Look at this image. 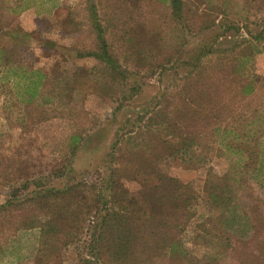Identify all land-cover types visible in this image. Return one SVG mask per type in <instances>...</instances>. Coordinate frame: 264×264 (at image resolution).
<instances>
[{
  "label": "rangeland",
  "instance_id": "1",
  "mask_svg": "<svg viewBox=\"0 0 264 264\" xmlns=\"http://www.w3.org/2000/svg\"><path fill=\"white\" fill-rule=\"evenodd\" d=\"M263 64L264 0H0V264H76L100 211L141 231L175 197L194 199L175 222L191 260L120 264H264ZM232 143L260 149L261 174L231 182ZM131 151L132 174H112ZM157 169L178 186L153 190ZM73 186L79 242L42 252L35 200Z\"/></svg>",
  "mask_w": 264,
  "mask_h": 264
},
{
  "label": "trees",
  "instance_id": "2",
  "mask_svg": "<svg viewBox=\"0 0 264 264\" xmlns=\"http://www.w3.org/2000/svg\"><path fill=\"white\" fill-rule=\"evenodd\" d=\"M97 28L99 32V50L101 51V54L95 53V56L101 57L107 62V65L112 66L114 64V60L109 53L106 41L102 37L103 30L101 27ZM234 139H236L235 142L237 139L242 140L239 137H235ZM251 139L253 140V138ZM241 142L242 141H240V144ZM115 145H118V142L115 143ZM231 152L237 156V161L243 162L244 166L246 167V169L242 166L236 170H231V182H237L238 178L244 174H247V172L256 171V173L261 174L262 169L260 168V149L258 151L250 150L249 152L248 148L245 149L240 145L232 143ZM136 154L137 153L131 151L129 153L128 159L123 157L121 165L118 164V166H115L112 174L118 175L119 178L129 177L132 174V167H129L128 165L132 164L131 159ZM246 154L249 155L246 157ZM255 156L258 158L256 162L257 167L252 168L248 162L254 160ZM158 157L159 155L157 156V159ZM139 171L140 169L135 172ZM158 172V169L156 171L154 170L153 172L155 176H158L157 183L155 184V188H153V190H156L158 187L164 188L165 184L169 188L178 186V181L173 178H165ZM76 189H78L76 186L67 187L65 190L60 191L52 189L48 193L41 195V197L35 200L37 205H44V208L41 211L44 212L45 219H37L38 221L36 222L33 220L27 222L24 224V228L38 229L40 231L42 252L44 251L45 253L49 254L54 252V254H57L59 251L60 255L64 248H67L73 244H78V237L82 233L80 231L73 230V225L78 222V220L75 216V212L72 210L71 204L67 202V199L70 198ZM212 197L216 196L213 195ZM178 199L179 198L175 197V202H171V205H168V203L160 205L156 204L154 206L155 209L151 212V214L148 212L146 213L145 211V215H143L146 218L149 216L151 218L146 221L145 229L141 231H136L135 227H133L131 224L129 226V223L124 222L122 215L113 211V208L107 207L106 209H103L100 211L102 212L101 224L99 225V228L93 233L92 240L91 242L89 241V247L86 249L88 254L87 256L83 255L79 257L76 264H106L108 259L114 260L117 262V264H120V262H125L126 260H135L137 258L138 260L141 258L148 259V257L151 258L150 253H152L153 256H157L161 254L160 252L162 251L169 252L172 255H175L178 252L182 257L190 259L188 250L183 249L179 243L180 239L179 234L177 235V229L181 227V224L177 225L175 222L178 219L184 218L186 221H188L194 217V214L191 210V206H193L191 203H193L194 199L193 197L187 198V200L183 202L182 206L177 205ZM57 200H60L58 204H56ZM142 202L148 204V208L152 206V203L149 201ZM129 204L133 208L137 207L133 210V213L144 210V208L136 204L133 199ZM171 209L174 211L170 214ZM176 210H182L184 213L180 215L176 212ZM163 211L167 214H164ZM174 218L176 219L173 220ZM153 242L157 244L154 247ZM55 258H57V256Z\"/></svg>",
  "mask_w": 264,
  "mask_h": 264
},
{
  "label": "built area",
  "instance_id": "3",
  "mask_svg": "<svg viewBox=\"0 0 264 264\" xmlns=\"http://www.w3.org/2000/svg\"><path fill=\"white\" fill-rule=\"evenodd\" d=\"M263 67H264V64H263Z\"/></svg>",
  "mask_w": 264,
  "mask_h": 264
}]
</instances>
